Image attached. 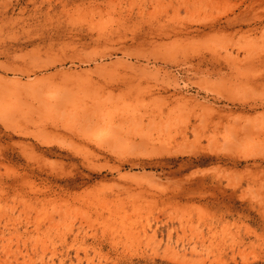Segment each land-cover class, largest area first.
Wrapping results in <instances>:
<instances>
[{"label": "rangeland", "instance_id": "374dc122", "mask_svg": "<svg viewBox=\"0 0 264 264\" xmlns=\"http://www.w3.org/2000/svg\"><path fill=\"white\" fill-rule=\"evenodd\" d=\"M0 264H264V0H0Z\"/></svg>", "mask_w": 264, "mask_h": 264}]
</instances>
